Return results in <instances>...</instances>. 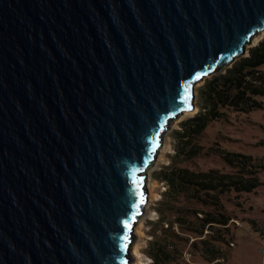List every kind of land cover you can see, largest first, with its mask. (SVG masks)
I'll return each instance as SVG.
<instances>
[{"label": "water", "instance_id": "95a60500", "mask_svg": "<svg viewBox=\"0 0 264 264\" xmlns=\"http://www.w3.org/2000/svg\"><path fill=\"white\" fill-rule=\"evenodd\" d=\"M263 28L264 0H0V264H131L161 132Z\"/></svg>", "mask_w": 264, "mask_h": 264}, {"label": "rangeland", "instance_id": "374dc122", "mask_svg": "<svg viewBox=\"0 0 264 264\" xmlns=\"http://www.w3.org/2000/svg\"><path fill=\"white\" fill-rule=\"evenodd\" d=\"M261 39H264V28L254 33L251 42L246 43L244 54H247L249 46ZM260 68L264 69V64ZM211 74L194 83V109L179 113L161 132L159 150L146 168L148 197L135 223L131 264H153L150 253L162 244L172 256V260L164 264H264V171L258 173L263 184L255 189H231L219 194L221 211L230 219L225 226H216L214 231L206 229L208 233L201 236L207 239L203 243H191L199 237L188 229L199 225L192 212H215L213 205L189 199L183 194L173 199L171 195H163L166 183L158 175L161 169L170 165L175 152L173 131L179 128L182 119L200 109L199 87ZM257 98L262 101V107L248 112L223 107L224 115L209 122L196 138V143L202 147L201 152L180 160L178 164L193 170L215 168L224 172L233 171L234 168L223 160L217 149L249 154L255 161L263 162L264 96ZM179 215H185L192 222L179 226V222L175 221ZM167 222H171L172 226H167ZM215 236L223 237L224 240H213ZM216 249L221 252V257L209 260L210 251Z\"/></svg>", "mask_w": 264, "mask_h": 264}, {"label": "trees", "instance_id": "16d2710c", "mask_svg": "<svg viewBox=\"0 0 264 264\" xmlns=\"http://www.w3.org/2000/svg\"><path fill=\"white\" fill-rule=\"evenodd\" d=\"M223 70L221 68L212 72L205 78L199 87L200 109L193 115L182 119L179 128L175 129L173 136L176 140L175 152L172 155L170 165H166L159 172L158 177L166 183L164 196L177 198L185 195L189 199L212 204L215 212L193 211L199 225L188 229L199 236L191 243H203L207 239L206 229L214 231L218 225H226L230 217L221 211L222 206L219 194L229 191H251L263 184L259 179V171H264V161L257 162L245 153L217 149L222 154L223 160L234 168L231 172L210 168L207 170H193L180 166L178 162L188 159L199 152L202 147L196 143V138L203 132L212 120L224 115L223 107H230L237 111L248 112L262 107V101L258 96H264V39L248 47L247 54L237 55ZM179 226L192 222L185 215L176 216ZM171 227L172 223L167 222ZM214 233V232H213ZM224 236V235H223ZM213 240H224L215 236ZM210 250V249H209ZM209 260L221 257V252L210 251ZM150 256L153 264L169 263L172 259L170 252L162 244L152 250Z\"/></svg>", "mask_w": 264, "mask_h": 264}, {"label": "bare ground", "instance_id": "6f19581e", "mask_svg": "<svg viewBox=\"0 0 264 264\" xmlns=\"http://www.w3.org/2000/svg\"><path fill=\"white\" fill-rule=\"evenodd\" d=\"M194 109V108H193ZM133 252H134V250H133ZM143 264H145V263H143Z\"/></svg>", "mask_w": 264, "mask_h": 264}]
</instances>
